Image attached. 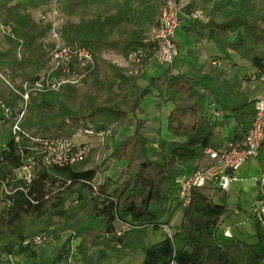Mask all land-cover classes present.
<instances>
[{"label": "trees", "instance_id": "obj_1", "mask_svg": "<svg viewBox=\"0 0 264 264\" xmlns=\"http://www.w3.org/2000/svg\"><path fill=\"white\" fill-rule=\"evenodd\" d=\"M50 1L0 0V25L12 28L5 34L8 47L0 48V264H14L11 255L25 251L26 240L52 230L56 239L68 234L50 264H71L74 252L85 256L97 246L142 248L140 264H264V214L255 215L256 241L249 242L218 231L219 219L228 210L227 190L196 186L187 207L177 201L178 177L206 163V149L243 143L255 100L237 101L231 113L217 117L214 108L210 110L209 96L218 101V94L187 72L171 67L153 76L148 85L140 84L139 73L157 51L151 34L160 27L165 0H57L62 13L79 18L62 29V40L89 47L94 63L79 84L30 90L24 110V84L29 89L50 70L49 54L55 46L43 42L51 24H37L28 10ZM232 1H214L204 20L189 17L195 6L188 2L183 28L196 44L213 43L226 56L232 51L264 73V8L236 9ZM139 48L148 51L140 65L123 66L106 57L111 52L127 58ZM224 81L216 76L209 82L223 94L229 86ZM153 88L158 102L172 104L167 130L174 140H153L142 132L147 119L137 113ZM2 104L10 108L9 114ZM17 118L19 130L14 131ZM231 121L226 135L224 128ZM124 124L134 126V132L108 155L110 145L94 140L82 161L65 165L46 161L47 140L71 138L88 127L114 137ZM115 159L127 161L117 178L106 174ZM106 160L109 164L103 168ZM25 165H31L30 182L18 174ZM100 173L103 180L96 182ZM258 185L262 192L255 203L264 199V184L259 180ZM177 210L182 216L173 239L166 235L146 245V233L138 227L158 229ZM116 221L138 227L119 234ZM34 264H39L37 258Z\"/></svg>", "mask_w": 264, "mask_h": 264}, {"label": "rangeland", "instance_id": "obj_2", "mask_svg": "<svg viewBox=\"0 0 264 264\" xmlns=\"http://www.w3.org/2000/svg\"><path fill=\"white\" fill-rule=\"evenodd\" d=\"M195 10L194 11H202L203 12V19L207 18V15L211 9L210 6L204 3H197L193 0ZM213 5V3H211ZM210 5V4H209ZM187 6V3L183 0L181 2V16H180V25L178 26L176 30V41L179 42L180 46H184L185 50H187L188 46L194 42L192 36H189V39L187 42L183 44V38H184V22L188 21V18L186 17L185 8ZM232 8L236 9H246L251 11H257L260 8H264V0H233L231 3ZM193 11V12H194ZM28 13L30 17L37 23L44 25L45 23H50L51 28L46 34V36L43 38V42L46 44L51 43H57L62 42V39L60 36L62 35V29L66 27L68 23L78 22L79 18L74 16H68L64 13H62L58 8L57 0H51L48 5L40 6L37 8H32L28 10ZM190 17L191 14H190ZM182 24V25H181ZM1 26V25H0ZM57 32L59 34V39L54 36V32ZM157 32V31H156ZM156 32H153L151 34V37L156 36ZM6 33H3L1 31L0 27V48H7L8 47V41L6 38ZM62 37V36H61ZM186 40V39H184ZM194 47V46H193ZM183 48V47H182ZM143 49V48H142ZM145 50V49H144ZM145 52L148 53V51L145 50ZM179 55V54H178ZM106 57H108L111 60H114L116 63H120L123 66H127L131 64L130 62H127V58H120L116 57L113 54L106 53ZM192 60L190 62H187V55L183 56L182 58L178 57L176 59V66H184L182 65L183 61H185L186 65L194 66L195 65V58L191 55L189 56ZM211 57V56H210ZM213 57V56H212ZM190 58L188 60H190ZM234 58V61H236L238 64H235V66H238L237 70L240 74H246L249 73V70L251 69V64L245 60H241V58L236 55ZM207 58H201L199 61H203L205 65H208L205 61ZM153 61L150 62L149 66L146 67V69L142 70L144 72V75L142 77H139V82L142 84V86H146L150 83L151 78L153 77L152 74L157 73L158 66L156 61L152 59ZM134 63V62H133ZM140 65V64H139ZM159 70L160 71H166L171 68L169 64H160ZM185 65V66H186ZM211 66H214L215 64H212L210 62ZM46 71H43L45 73ZM137 72V70H135ZM136 74V73H135ZM250 74V73H249ZM5 79V82L9 84V78L7 76H3ZM208 85L210 88L214 89L215 92L218 94L219 97V105L218 107L221 108V112H224L226 114H229V111H227L225 108H227L225 105H228V100L230 95L228 94H220L219 89L216 88L214 85H211L209 81ZM225 83L232 85V95L234 94V91L240 92L237 99L242 101L246 95L252 97V95H257V92L264 91V82L258 81L256 83L257 91L250 88V86H244L241 81L238 80L237 75L231 78L229 81L225 80ZM207 85V83H206ZM27 84H24V87H27ZM155 91H157L155 88H153V92L149 93L142 101H141V107L142 110L137 113V116L142 119H147L146 126L142 128L143 134H145L147 137L155 140L158 138H163L166 140H174L176 137L169 133L167 130V116L171 109V103L170 102H158L157 96L155 95ZM243 98V99H241ZM237 101H234L236 103ZM232 103V102H231ZM215 109V106H213ZM232 126V121L230 124L224 128V133L227 135L229 127ZM135 127L130 126L128 124H124L119 128L118 134L114 137L110 136L111 134L106 137L105 144L110 145V150L107 152V155L110 154V152L113 150V148L116 146L117 143H119L125 136L130 135L134 132ZM71 139L75 143H81L83 141L90 140L91 138L88 136H85L83 134V130L79 131L78 134L71 137ZM96 140V139H94ZM93 140V143H94ZM92 149V148H91ZM127 161L125 159L120 160H113L111 163L110 168L106 172V174L110 175L113 178H117L120 174L121 169L126 166ZM109 164V161L106 160V162L103 164V168H106ZM264 150L261 151L259 157H250L246 162L243 163L241 168L235 173V178L231 181L230 187L227 190L228 197H227V204L229 207L228 210V216L226 217V225H232L233 223L244 221L248 217L249 219L243 224L234 226L232 228L233 232L235 234L240 235L242 238L253 242L256 240V237L254 236L257 231V218L255 216V213L253 215H249V211L251 212V208L254 207L256 203L254 201L257 199V197L261 194L262 188L259 187L258 181L264 177ZM104 173H100L98 177L96 178V182L103 180ZM216 201H219V198H215ZM253 204V205H252ZM237 210H240V214H237ZM182 212L176 211L173 218H172V226L177 227V224L180 222ZM264 225V221H263ZM116 227L117 230L122 229L123 232L127 229H130L133 227V225L129 223H125L122 221H116ZM138 227V226H135ZM135 227H133L135 229ZM138 228H141L146 233L145 238V244H153L155 242L160 241L163 239L166 234L160 229H153L152 226H139ZM155 232V233H153ZM221 232V230H219ZM53 230L50 231L47 234H44L43 241L40 243H31L27 244V249L23 252H20L17 256V253L13 255L14 258V264H34V260L37 258L39 261V264H50L53 257L55 256L59 246L62 244L64 237L67 236L68 232H64L62 235V238L56 239L52 236ZM74 244L79 243V239L73 241ZM75 250V249H74ZM141 254V258L144 255V252L142 248L137 249ZM34 253L37 255L34 256ZM129 257L127 260H130V262H124V257ZM18 258V260H16ZM70 261L72 264H140L142 259H139V257L136 254V250L125 248L123 246H116L115 249H104L103 246H97L92 248L87 255L81 256L77 252H74L71 255Z\"/></svg>", "mask_w": 264, "mask_h": 264}, {"label": "built area", "instance_id": "obj_3", "mask_svg": "<svg viewBox=\"0 0 264 264\" xmlns=\"http://www.w3.org/2000/svg\"><path fill=\"white\" fill-rule=\"evenodd\" d=\"M180 7V0H165L162 7L161 23L155 36L158 45L154 58L159 64L173 66L179 54L176 30L180 25ZM202 14L203 12L198 10L192 12L191 16L192 18L203 19ZM0 27L3 33L10 34L12 32L10 25L1 24ZM54 36L59 39V34L56 31L54 32ZM146 55L144 49H135L129 54L127 61L141 64ZM49 59L50 70L36 79L32 87L29 89L25 87L26 91L23 94L25 99L24 110L29 99L30 90H58L62 85L68 83L79 84L93 65L94 54L86 45L80 43L67 44L62 40V42L55 43V46L50 50ZM2 108L6 114L10 113V108L7 105L2 104ZM24 110L20 113L19 119L24 115ZM214 113L217 117H222L220 109L215 108ZM18 118L14 125V131L19 130ZM83 134L91 139L81 143H75L71 138H58L45 141V149L43 150L46 152V161L58 165L82 161L91 151L93 140L96 139L101 143H105L109 132L88 127L83 130ZM263 145L264 95L255 98L252 123L242 144L236 146L230 145L217 150L206 149L205 152L209 155V160L191 173L178 177L177 201L180 207H187L191 203L192 191L196 186L212 185L228 190L231 181L235 178V173L250 157H259L263 150ZM18 174L30 182L32 178L31 165H25L18 169ZM260 180L264 184V177ZM92 185L96 190L95 193H97V183L93 182ZM5 191L10 193L7 186H5ZM252 210L255 215L261 217L264 214V199L257 202ZM171 222L172 220L161 223L160 229L173 239L174 229ZM122 232V229L118 230L119 234ZM227 233L229 234V232ZM43 238L44 234H38L26 240L24 244L40 243L43 241ZM172 264L175 263L172 262Z\"/></svg>", "mask_w": 264, "mask_h": 264}, {"label": "crops", "instance_id": "obj_4", "mask_svg": "<svg viewBox=\"0 0 264 264\" xmlns=\"http://www.w3.org/2000/svg\"><path fill=\"white\" fill-rule=\"evenodd\" d=\"M184 1H185V3H188V2H191L193 0H184ZM195 1H196V4L197 3H204L205 5L207 4L208 6L211 7L212 6L211 3H214V1H216V0H195ZM189 17H190V15H189ZM190 18H192V17H190ZM192 19H196V18H192ZM185 24H186V22H184V25ZM183 32H184L185 35H184V38H183V44L182 45H184L185 42H187V40L189 39V36H190V35H187L185 31H183ZM184 39H186V40H184ZM178 47H179V55H177L176 59L178 57L182 58L183 56L187 55V60H185V61L190 62L192 59L189 56L191 55L192 57L195 58V65L194 66L186 65L185 61H183L182 65H184V66H181V67L178 66L177 67L176 66V60H175L173 66H171L172 69H173L172 71H174V72H177V71L187 72L190 75L194 76L202 84H206L207 83V85H208L207 81H210L212 78H215L216 76H220L221 79L229 81L231 78H233L234 76L237 75L238 80L241 81L240 83H242L244 86L248 85V86H250V88H252V89L257 91L256 83L258 81L264 82V73L258 71L254 66H252V64L248 60L243 59V58H241V60H245V61L249 62V64H251L250 65L251 69L249 70L250 74L249 73L240 74L238 72V70H237L238 66H235V64H238V63L236 61H234V58H233L237 54L231 51L229 53V55L226 56L225 54L221 53L216 48V46L213 43L203 42V43L196 44L195 42H193V43H191L188 46L187 50H185L184 46H182L183 47L182 48L180 46L179 42H178ZM109 53L115 55L116 57L123 58V57L118 56V55H116L114 53H111V52H109ZM202 57L203 58H207V59H205V61H206V63L208 65H205V63L203 61H201V62L199 61V59H201ZM189 58H190V60H188ZM153 59H154V61H156L155 58H153ZM151 61H153V60H151ZM210 62L212 64H215V65L211 66ZM156 63H157V61H156ZM149 64L147 66H149ZM120 65H122V64H120ZM157 66H158L157 73L152 74L153 76L159 75L160 73L163 72V71L159 70V66H161L159 63H157ZM146 67L144 68V70L146 69ZM141 75L142 76L144 75L143 71L141 73H139L138 77H142ZM231 90H232V85L229 84V86L227 88V92L225 93V94L230 95L229 100H228L229 101L228 105H225L227 107L225 109L227 111H229V113L232 112L231 108H232V106L234 104V101H240V100L237 99V97H238L240 92L234 91V94L232 95V91ZM155 95L157 96V91H155ZM263 95H264V91H261V92H257V95H255V96L252 95V97H250V96L246 95L244 98H248L249 100H253V99H255V98L259 97V96H263ZM217 98H218V101H216V100L213 101V98L211 96H209V101H212V104L209 105L210 106V110H212V111H213V106L214 105H216L215 108L221 109V108L218 107V105H219V97H217ZM159 99L160 98L157 97V100H159ZM241 99H243V98H241ZM171 108H172V104H171ZM254 203H255V201H254ZM227 206H228V204H227ZM252 209L253 208H251V212L249 211V215L253 214V210ZM228 210H229V207H228ZM228 210L219 219L218 231L221 230V232H225L226 235H231L232 234V235H235V236H237V237H239L241 239H244L240 235L235 234L233 232L232 228L234 226L243 225L249 219V217L246 220H244V221H239V222L233 223L232 225H228L227 226L226 225V217L228 216ZM240 212H241L240 210H237V214L238 215L240 214ZM227 232H229V234ZM153 233H155V232H153ZM244 240H246V239H244ZM255 241H253V242H255ZM23 251L24 250H22L20 252H23ZM20 252H16L17 253L16 257H19V255H21V254H18ZM136 254L139 257V259L143 260L144 255L141 258L142 254L138 250H136ZM13 255L14 254H12L11 257L14 260ZM127 258H129V257H126V256L124 257L123 263L124 262H130V260H127ZM16 260H18V258H16Z\"/></svg>", "mask_w": 264, "mask_h": 264}, {"label": "bare ground", "instance_id": "obj_5", "mask_svg": "<svg viewBox=\"0 0 264 264\" xmlns=\"http://www.w3.org/2000/svg\"><path fill=\"white\" fill-rule=\"evenodd\" d=\"M255 100V99H254Z\"/></svg>", "mask_w": 264, "mask_h": 264}]
</instances>
